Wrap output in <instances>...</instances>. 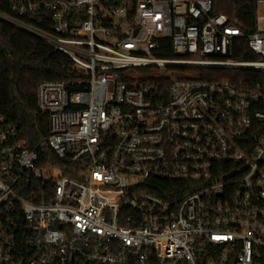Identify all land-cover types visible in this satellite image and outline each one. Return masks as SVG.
Returning <instances> with one entry per match:
<instances>
[{"label": "built area", "instance_id": "built-area-1", "mask_svg": "<svg viewBox=\"0 0 264 264\" xmlns=\"http://www.w3.org/2000/svg\"><path fill=\"white\" fill-rule=\"evenodd\" d=\"M14 9L50 29L0 19L66 54L87 87H37L57 164L0 115V264H264V88L216 74L264 72V0L248 35L212 0ZM140 80L170 81L166 98Z\"/></svg>", "mask_w": 264, "mask_h": 264}, {"label": "trees", "instance_id": "trees-1", "mask_svg": "<svg viewBox=\"0 0 264 264\" xmlns=\"http://www.w3.org/2000/svg\"><path fill=\"white\" fill-rule=\"evenodd\" d=\"M19 0H0V12L32 27L49 30L48 24H39L28 15H20L14 4ZM213 13L224 14L228 22L238 26L243 33L255 31V0H212ZM161 55L171 56L167 50ZM251 57V56H246ZM220 79H229L237 85L247 76L253 84L259 82L264 88V72L245 69H219ZM153 77V76H152ZM158 77V76H157ZM156 78V77H153ZM87 76L75 66L62 51L35 34L0 19V115L14 125L17 137L24 138L27 145L37 149L42 163H59V159L47 144H41L49 135V118L38 111L37 87L46 80L62 81L69 90L84 89ZM79 81H82L80 84ZM138 84L159 86L163 97L168 94L170 81L158 83L137 81ZM156 187L174 189L182 182L155 181ZM158 190V192H161Z\"/></svg>", "mask_w": 264, "mask_h": 264}, {"label": "bare ground", "instance_id": "bare-ground-1", "mask_svg": "<svg viewBox=\"0 0 264 264\" xmlns=\"http://www.w3.org/2000/svg\"><path fill=\"white\" fill-rule=\"evenodd\" d=\"M141 74H146V75H148V76H150V77H159V76H161L162 75V73L161 72H142ZM174 76H179V77H186V76H188V74H186V73H178V74H173Z\"/></svg>", "mask_w": 264, "mask_h": 264}]
</instances>
